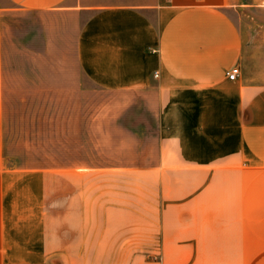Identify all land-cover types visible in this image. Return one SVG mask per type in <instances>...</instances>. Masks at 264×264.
Here are the masks:
<instances>
[{
  "label": "crops",
  "instance_id": "obj_1",
  "mask_svg": "<svg viewBox=\"0 0 264 264\" xmlns=\"http://www.w3.org/2000/svg\"><path fill=\"white\" fill-rule=\"evenodd\" d=\"M247 7L264 0H0V264H264V76H247L252 54L264 73V40L244 50L234 11ZM12 11L38 12L49 40L69 26L97 85L155 89L159 164L68 172L65 217L38 216V172L10 186L1 17ZM156 240L161 260L146 259Z\"/></svg>",
  "mask_w": 264,
  "mask_h": 264
},
{
  "label": "rangeland",
  "instance_id": "obj_2",
  "mask_svg": "<svg viewBox=\"0 0 264 264\" xmlns=\"http://www.w3.org/2000/svg\"><path fill=\"white\" fill-rule=\"evenodd\" d=\"M234 17L245 32L244 50L254 51V44L264 40V7L237 9ZM68 27H58L49 40L38 12L12 11L1 17L4 155L8 165L18 168L10 186H32L38 172V216L41 210L47 216H66L67 174L72 170L159 164L154 87L108 89L94 83L77 62ZM254 57L247 59L249 78L264 76L256 70ZM135 183L146 185V178L140 176ZM18 186L11 190L12 197L16 192L20 195ZM160 233L162 226L156 225V234ZM155 243V248L145 247L143 253L146 259L160 261L161 241Z\"/></svg>",
  "mask_w": 264,
  "mask_h": 264
},
{
  "label": "built area",
  "instance_id": "obj_3",
  "mask_svg": "<svg viewBox=\"0 0 264 264\" xmlns=\"http://www.w3.org/2000/svg\"><path fill=\"white\" fill-rule=\"evenodd\" d=\"M240 73V69H239V66L238 65H234L232 66L230 69H228L226 71V77L229 79V80H234L237 78V76L239 75ZM154 76H157V72L154 71Z\"/></svg>",
  "mask_w": 264,
  "mask_h": 264
}]
</instances>
